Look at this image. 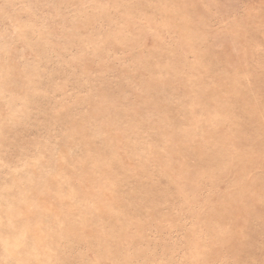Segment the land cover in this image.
I'll return each instance as SVG.
<instances>
[{
  "label": "rangeland",
  "instance_id": "374dc122",
  "mask_svg": "<svg viewBox=\"0 0 264 264\" xmlns=\"http://www.w3.org/2000/svg\"><path fill=\"white\" fill-rule=\"evenodd\" d=\"M0 264H264V0H0Z\"/></svg>",
  "mask_w": 264,
  "mask_h": 264
}]
</instances>
